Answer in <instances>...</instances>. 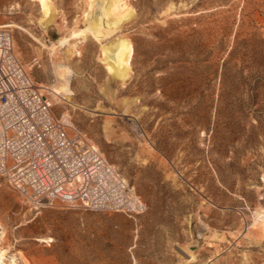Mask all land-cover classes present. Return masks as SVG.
Wrapping results in <instances>:
<instances>
[{"label":"rangeland","instance_id":"1","mask_svg":"<svg viewBox=\"0 0 264 264\" xmlns=\"http://www.w3.org/2000/svg\"><path fill=\"white\" fill-rule=\"evenodd\" d=\"M0 26L53 117L146 208L36 204L0 177L4 261L264 264V0H0ZM117 38L121 79L102 52Z\"/></svg>","mask_w":264,"mask_h":264},{"label":"built area","instance_id":"2","mask_svg":"<svg viewBox=\"0 0 264 264\" xmlns=\"http://www.w3.org/2000/svg\"><path fill=\"white\" fill-rule=\"evenodd\" d=\"M0 177L32 203L60 201L133 218L145 205L96 149L68 135L0 26Z\"/></svg>","mask_w":264,"mask_h":264},{"label":"bare ground","instance_id":"3","mask_svg":"<svg viewBox=\"0 0 264 264\" xmlns=\"http://www.w3.org/2000/svg\"><path fill=\"white\" fill-rule=\"evenodd\" d=\"M128 16H129V13L123 15L116 21H113V20L110 21L108 18L106 17L104 18L101 16L102 18H104L101 24L107 34L112 33L115 30L116 26L120 24V22L123 19L127 18ZM3 27H9V26H3ZM98 37L99 36H97V38ZM127 47L128 45L126 44V41L121 38L114 39L110 43L102 45V52L105 58L104 60L108 64L109 69L115 78L117 77L121 79V78H124L126 75L127 68L124 64V55L127 50ZM61 67H63V71L61 75L63 79H62L60 91L55 90L52 93L54 95L63 94L65 96H68L71 94L70 89H69V82H70L72 73H71V70L68 68V66H61ZM92 148L94 147L92 146ZM1 230L2 229L0 228V236L2 233ZM181 254L186 259H189V260L192 259L191 254L189 252L187 253V252L181 251ZM0 264H23V263L20 262L19 258L14 257V255H11L9 257V260L4 261L3 255L1 254V251H0Z\"/></svg>","mask_w":264,"mask_h":264},{"label":"trees","instance_id":"4","mask_svg":"<svg viewBox=\"0 0 264 264\" xmlns=\"http://www.w3.org/2000/svg\"><path fill=\"white\" fill-rule=\"evenodd\" d=\"M254 104H255V103H254ZM256 112H257V114L260 115V116H261L262 113H263V112H262L261 110H259V109H257Z\"/></svg>","mask_w":264,"mask_h":264}]
</instances>
